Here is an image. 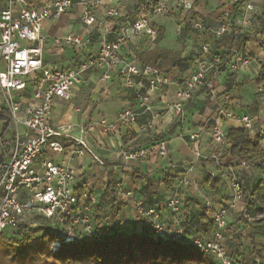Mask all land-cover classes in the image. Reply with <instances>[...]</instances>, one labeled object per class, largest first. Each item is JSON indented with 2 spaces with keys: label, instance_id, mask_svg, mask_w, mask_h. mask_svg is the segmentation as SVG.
Segmentation results:
<instances>
[{
  "label": "built area",
  "instance_id": "2783aa9c",
  "mask_svg": "<svg viewBox=\"0 0 264 264\" xmlns=\"http://www.w3.org/2000/svg\"><path fill=\"white\" fill-rule=\"evenodd\" d=\"M129 1L45 0L37 7L34 0H0V110L6 113L9 121V130L2 140V144L9 148V155L0 162V239L6 235L7 229L18 231L21 225L25 226L35 220L31 218L23 222L26 215L64 226L69 234L72 228H80L88 240L100 238L90 223L91 205L95 204V199L83 191L79 197L76 196L73 168L40 158L46 150L58 154L65 151L59 139L67 137V130L51 124L52 106L56 99H72L83 74L99 72L100 82H107L114 75L125 88L134 91L136 110L120 111L114 122H107L105 119L98 121V127L105 134L116 132L118 127L134 125L138 117L143 115H147L148 120L141 126L142 133H147L157 118H165L169 124L182 122L185 104L202 87H211L208 77L219 71L221 59L208 44H203L195 51L193 69L177 88L174 100L164 103L160 111L153 110L151 97L164 92L173 84L171 76L144 64L135 54L123 51L130 41L141 37L155 41L158 34L152 24L153 18L171 13L174 9L190 14L194 10V0H157L150 7L142 6L131 16L126 10ZM256 1L229 0L228 5L233 10L225 11L218 26L210 30L212 38L217 41L228 35L234 42L241 40L252 27ZM71 10L77 11L80 23L86 28H95L98 16L113 22L109 29L110 38L102 35L93 40L90 34L89 37L80 34L55 37L53 42L58 48L88 49L95 46L96 51L74 69L45 66L42 25ZM189 27L198 33L206 31L198 20L190 21ZM230 53L226 69L231 74L250 71L253 63L264 61L247 56L243 48L235 46L230 49ZM29 88L32 89L30 103L25 104L24 96ZM256 95L264 101V89L261 85L256 86ZM228 121L253 133L257 120L248 115L238 116L223 105L217 107L211 117L209 129L210 142L214 148L204 158L215 168L224 165L222 150L226 139L223 123ZM91 129L90 124L78 127L79 137L73 139L68 147L71 157H82L88 153L83 138ZM263 133L264 124L261 135ZM180 138L194 144L197 159L204 157L198 149L197 135H181ZM167 154L165 140H158L143 149L119 152L126 162L144 161L150 155L164 158ZM241 165L246 167L244 163ZM187 183L188 179L184 176L180 185ZM177 188L166 201L171 214L179 213L181 207ZM229 188L232 200L240 202L241 183L234 173L231 174ZM134 207L141 217L155 219L158 216L155 209L145 208L142 201L134 200ZM205 207L213 223L208 238L187 235L182 229L172 230L157 222L152 223L150 235L155 240L188 244L199 253L212 257L216 264H233L225 246L227 210L220 208L213 211L210 203H206ZM72 240L69 235L64 237L65 242ZM58 247V243L52 244L51 252Z\"/></svg>",
  "mask_w": 264,
  "mask_h": 264
},
{
  "label": "crops",
  "instance_id": "0c3cea01",
  "mask_svg": "<svg viewBox=\"0 0 264 264\" xmlns=\"http://www.w3.org/2000/svg\"><path fill=\"white\" fill-rule=\"evenodd\" d=\"M44 1L34 0V4L39 7ZM228 1L194 0V10L191 12L194 16L193 20H198L203 25L214 23L217 25L218 20L215 16L229 7ZM132 3L133 0H130L126 5L128 13L132 12ZM175 10H172V13ZM263 13L264 0H257L253 24L248 30L251 38L244 50L246 55L256 60L264 59V33L256 34L260 29L259 22ZM97 20L95 28L83 27L78 19L77 11L71 10L66 15L44 22L41 28V36L45 38L43 64L74 69L79 63L85 61L96 51L95 46L88 49L58 48L54 45L53 39L69 34H80L83 37H89L90 34L93 40L104 35L109 39V29L113 22L102 16H98ZM163 25L161 27L164 28ZM197 33L191 30V33L183 40L182 62L169 73L173 84L164 92L156 93L151 97L155 112L160 111L164 103L174 100L177 88L191 73L195 51L198 50L199 45L194 44L193 37L190 35L195 36ZM126 50L132 53L129 44L123 52L125 53ZM258 70L259 65L255 62L250 71L229 75L228 70L225 69V72L218 71L215 75H210L208 81L211 87H202L185 104L182 122L169 124L165 118H157L152 122L151 129L147 133H142L141 126L148 120V116L143 115L138 117L134 125L118 127L112 134L103 133L97 125L98 121L105 119L107 122H114L120 111L136 110L134 91L125 88L114 75L109 81L100 82L99 72L85 73L75 87L71 100L56 99L53 102L50 122L54 127L67 130V137L59 139L65 151L58 154L46 150L40 158L43 161L73 168L77 189L92 196L95 199L94 206L100 210L103 207L111 209V206L101 201V195L110 183L115 193L110 201H115L114 210L120 209L118 217L119 220H124L127 233L150 232L152 223L157 222L172 230L182 229L191 236L200 235L208 238L211 232L210 234L204 232V221L201 219L202 211H205V218H211L205 204L210 203L213 211L225 208L227 210L225 246L233 264H264V202L261 205L253 201L251 207L246 209L242 200L240 202L232 200L229 188L230 175L232 173L237 175L247 170L249 166L243 167L236 159L230 157L227 142L222 150L224 165L221 168H215L209 160L204 159L214 148L210 142L209 129L211 117L221 105L238 116L248 115L256 118V125L251 134H261L264 124V101L256 95L254 82ZM31 92L32 89L29 88L24 96L25 104L30 103ZM88 124L92 125V129L83 138L88 153L82 157H71L68 154V147L73 139L79 137L78 127ZM4 126L5 122H0V134ZM236 127L239 126L230 121L223 123L224 133ZM191 134L198 136V149L203 158L197 159L194 154V144L180 138L181 135L185 137ZM6 135L7 133L3 138ZM158 140H165L167 143L168 154L164 158L150 155L144 161L126 162L119 155L120 151L143 149ZM262 146L264 148L263 139ZM2 152L5 153L2 160L4 161L9 155V148L0 143V155ZM163 171L179 172L173 190L165 191L161 186L156 198H145L144 183L134 180L133 173L139 172L156 180L160 178V172ZM256 173L264 181V177L257 171ZM207 175L219 180V183L211 188L212 180H208ZM239 175L243 177L242 172ZM184 176L187 177L188 183L180 185V180ZM257 186L263 187L261 184L255 187ZM175 188L178 190L181 207L179 213L171 214L166 207V201L175 192ZM261 193L263 194V191ZM134 200L142 201L145 208L155 209L157 218L139 216L134 207ZM91 213L93 215V209ZM31 218L36 219L26 215L22 220L25 222Z\"/></svg>",
  "mask_w": 264,
  "mask_h": 264
},
{
  "label": "trees",
  "instance_id": "16d2710c",
  "mask_svg": "<svg viewBox=\"0 0 264 264\" xmlns=\"http://www.w3.org/2000/svg\"><path fill=\"white\" fill-rule=\"evenodd\" d=\"M156 1L157 0H133L132 12H129V15L137 13L142 6L150 7ZM232 10L233 8L229 6L222 12L224 13L225 11ZM189 15L190 22L193 20L194 16H192L191 13ZM220 21L217 22L216 27ZM153 24L157 30V39L159 38L161 40L164 34V28L155 23ZM263 27L264 13L261 15V21L259 22V28L262 29ZM190 29L189 26L185 27L183 40L191 31ZM205 30L204 33H197L202 37L205 36V39L202 40L198 49L201 45L208 44L213 52L219 54L221 59L220 72H225L226 64L231 58L230 49L235 46L245 50L246 43L251 38V33H248V31L238 42H234L228 35L216 41L212 38L210 33L206 35L208 32L206 27ZM141 40L144 42L146 38L141 37L129 43H135ZM182 51L183 41L181 43L175 42L172 44L171 48H158L155 46L138 55L132 53L144 64L157 68L161 72L169 75V73L182 62ZM126 52L130 51L126 50L125 53ZM258 65L259 70L254 82L256 86L261 85L264 89V61H260ZM229 75L232 74L229 73ZM2 121L5 122V126L0 134L1 144L3 136L9 130V121L6 113L0 110V122ZM225 139L228 145V154L231 158L255 169L264 177V148L262 146L264 133L262 135L260 133L251 134L241 127H236L230 128L225 132ZM4 157L5 153L2 152L0 155V162ZM178 174L179 172L177 171L173 173L163 171L160 172V178L153 180L148 175L134 172L133 179L144 183L143 196L145 198L154 199L158 196L157 192L161 186L165 191L173 190ZM207 179L212 180L210 185L211 188L219 183V180L212 179L210 175H207ZM261 191H263V194ZM81 192L80 189H77L76 196L79 197ZM114 195V188L109 183L101 195V201L107 206H111V210L115 208V201H110V198H113ZM241 195V200L246 209L251 207V202L253 201H257L262 205L264 202V186L250 188L244 184L241 186ZM91 209L97 214L101 212V210L94 205H91ZM201 219L204 221V232L210 234L213 227L211 218H205V211H202ZM25 227L21 225L20 230L12 231L11 234H6L0 239V264H34L33 257L37 255L29 243L37 232H42L40 237L41 245L44 251L51 255L52 260L56 264H216L212 257L199 253L188 244L155 240L150 235V232L145 231L114 233L100 237L98 240L81 239L78 241L72 240L70 242H65L63 236L50 230H41L37 228L36 230H25L22 232V228ZM7 235L9 236L7 237ZM54 243H58L59 247L52 253L51 246Z\"/></svg>",
  "mask_w": 264,
  "mask_h": 264
},
{
  "label": "rangeland",
  "instance_id": "374dc122",
  "mask_svg": "<svg viewBox=\"0 0 264 264\" xmlns=\"http://www.w3.org/2000/svg\"><path fill=\"white\" fill-rule=\"evenodd\" d=\"M223 15V12L218 13L215 16V19L218 20V22L221 20ZM131 16V15H129ZM189 20H190V15L184 14L181 10H175L173 13H168L163 16H159L156 18H153V22L158 25L162 26L164 24V34L162 39L160 40L159 38L153 42L145 40L144 42L137 41L135 43H129V48L130 50L135 53L139 54L143 51H147L150 48L153 47H158V48H164L168 47L171 48L172 44L175 42L181 43L183 41V33L185 27L189 26ZM154 26V24H153ZM208 30L207 34L210 33V30L215 29L216 23L214 24H207L204 25ZM190 28V27H189ZM191 31L189 32V34ZM262 34L264 33V28L259 29L256 34ZM193 37V42L195 45H200L202 40L205 39V36H200V34H196L195 36L190 35ZM242 172L243 177L239 175ZM237 175L234 173V175L237 177L239 182L241 183V186L246 184L250 188H254L256 185L261 184L264 186V181H262V177L258 176L256 171L249 167L245 171H241ZM231 177V175H230ZM120 210V209H119ZM119 210H111L110 208L103 207L101 209L100 214L93 213L90 218V223L92 228L97 232L100 237L108 236L110 234L114 233H127V230L124 227V220H119L118 214ZM34 222V224H33ZM32 224V225H30ZM27 226V227H25ZM25 228H22V232L25 230H36L37 228H40L41 230H50L52 232H55L59 234L60 236H70L75 241L81 240V239H86L85 235L83 234L82 230L80 228H72L70 231V234L67 230L66 227L64 226H59L56 223L52 222H47L42 219H35L32 222H29L27 225H25ZM11 230L7 229L5 234H11ZM42 235V232H37L32 240L30 241V246L34 250L37 256L33 257L34 264H56L50 254H47L40 242V237ZM9 235H7L8 237Z\"/></svg>",
  "mask_w": 264,
  "mask_h": 264
}]
</instances>
